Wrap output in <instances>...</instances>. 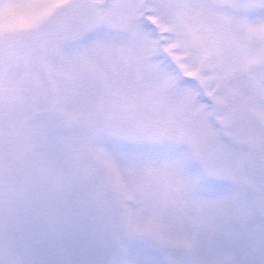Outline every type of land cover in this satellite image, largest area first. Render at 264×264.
Returning <instances> with one entry per match:
<instances>
[{
    "label": "snow or ice",
    "instance_id": "obj_1",
    "mask_svg": "<svg viewBox=\"0 0 264 264\" xmlns=\"http://www.w3.org/2000/svg\"><path fill=\"white\" fill-rule=\"evenodd\" d=\"M0 264H264V0H0Z\"/></svg>",
    "mask_w": 264,
    "mask_h": 264
}]
</instances>
